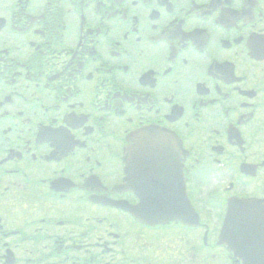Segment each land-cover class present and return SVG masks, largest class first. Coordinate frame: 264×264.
Instances as JSON below:
<instances>
[{"label": "flooded vegetation", "instance_id": "af4514ba", "mask_svg": "<svg viewBox=\"0 0 264 264\" xmlns=\"http://www.w3.org/2000/svg\"><path fill=\"white\" fill-rule=\"evenodd\" d=\"M263 56L264 0H0V264H233L227 203L264 199ZM135 195L201 226L91 202Z\"/></svg>", "mask_w": 264, "mask_h": 264}, {"label": "water", "instance_id": "95a60500", "mask_svg": "<svg viewBox=\"0 0 264 264\" xmlns=\"http://www.w3.org/2000/svg\"><path fill=\"white\" fill-rule=\"evenodd\" d=\"M150 135L146 133L139 139H148ZM165 138L171 139L167 135ZM263 204L257 200H234L229 207L220 244L227 246L244 264H264Z\"/></svg>", "mask_w": 264, "mask_h": 264}, {"label": "bare ground", "instance_id": "6f19581e", "mask_svg": "<svg viewBox=\"0 0 264 264\" xmlns=\"http://www.w3.org/2000/svg\"><path fill=\"white\" fill-rule=\"evenodd\" d=\"M142 150H144V147H141Z\"/></svg>", "mask_w": 264, "mask_h": 264}]
</instances>
